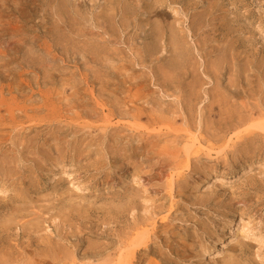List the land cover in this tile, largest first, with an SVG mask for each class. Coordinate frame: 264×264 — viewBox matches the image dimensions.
I'll use <instances>...</instances> for the list:
<instances>
[{
  "label": "rangeland",
  "instance_id": "obj_1",
  "mask_svg": "<svg viewBox=\"0 0 264 264\" xmlns=\"http://www.w3.org/2000/svg\"><path fill=\"white\" fill-rule=\"evenodd\" d=\"M175 37L183 40L178 52L168 43ZM170 48L186 50L190 62ZM116 54L134 66L121 67ZM161 71L171 72L164 88ZM212 71L229 108L221 109L264 112V0H0V264L96 263L140 226L149 240L131 264H206L201 245L231 214L218 264H264V145L244 138L219 161L200 152L185 167L183 145L201 131ZM137 73L142 85L124 93ZM191 91L195 125L180 108ZM155 101L174 109L153 111L159 125L119 116L113 105L151 113ZM199 161L216 174L196 187Z\"/></svg>",
  "mask_w": 264,
  "mask_h": 264
},
{
  "label": "bare ground",
  "instance_id": "obj_2",
  "mask_svg": "<svg viewBox=\"0 0 264 264\" xmlns=\"http://www.w3.org/2000/svg\"><path fill=\"white\" fill-rule=\"evenodd\" d=\"M148 4V3H147ZM142 5V4H141ZM146 5V4H145ZM148 5H150V4H148ZM148 7V6H147ZM142 8V7H141ZM143 11V10H142ZM123 12V11H122ZM124 13V12H123ZM122 13V15L124 16V14ZM126 16V15H125ZM128 17V16H127ZM123 18V17H122ZM122 18H121V20H122ZM120 20V21H121ZM123 20H124V18H123ZM124 23V22H123ZM123 23H121V25L119 24V26H121V27H123L124 28V24ZM159 24H163V22L162 23H158V26H159ZM165 25V24H164ZM157 25H156V28L158 27ZM161 27V26H160ZM122 29V28H121ZM160 29V28H159ZM181 29V28H180ZM179 29V30H180ZM84 30V29H83ZM153 30H156L155 28L153 29ZM158 30V29H157ZM161 30H162V27H161V29L158 31L159 33H157V31H156V34H160V32H161ZM178 30V29H177ZM177 30H175V32L173 31V30H171V32H170V34L172 35V33L174 32L175 34L179 31H177ZM151 31V30H150ZM163 31V30H162ZM173 31V32H172ZM183 31V30H182ZM181 31V32H182ZM153 32V31H152ZM105 33H108V30L106 29V31H105ZM111 33L112 32H110V35H111ZM173 33V34H174ZM180 32H178L177 34H179ZM203 33V32H202ZM138 34V33H137ZM169 34V38H167V39H171L170 38V35ZM153 34H151V36H152ZM162 35V34H161ZM180 35H181V33H180ZM157 36H160V35H157ZM176 36V35H175ZM153 37V39H154V35L152 36ZM151 37V38H152ZM176 37H178V36H176ZM175 37V39H172V40H170V41H168V43L170 44V42H171V47H173V48H175V50H177L176 52H178V49L177 48H181V46H180V42H182V41H180V39H178V38H176ZM179 37H181V36H179ZM184 37V36H183ZM182 37V38H183ZM108 38V37H107ZM159 38H161V36L159 37ZM172 38H173V36H172ZM155 39H156V37H155ZM158 39V38H157ZM104 40V39H103ZM159 41L161 40H164V38L162 39H158ZM110 40L109 39H105L104 41H102V43H108ZM185 41V40H184ZM113 42V41H112ZM133 42V41H132ZM154 41H152L151 43H153ZM167 43V44H168ZM185 43V42H184ZM99 44V41H97L96 42V44L95 45H98ZM155 44V43H154ZM153 44V45H154ZM161 44V43H160ZM166 44V45H167ZM92 45H94L93 43H92ZM151 45V44H150ZM155 45H157V43L155 44ZM162 45H165V44H162ZM182 46H183V44H182ZM184 46H185V44H184ZM96 47V46H95ZM157 47V46H156ZM187 46H185V49H187L186 48ZM194 47V46H193ZM236 47V46H235ZM148 49V48H147ZM181 49H183V48H181ZM184 49V50H185ZM116 50V49H115ZM155 50L157 51V48L155 49V46H151V48L149 47V49H148V52L147 53H149V55H150V52H154L155 53ZM175 50H174V52L172 51V48H170V51H172L174 54L176 53L175 52ZM180 50V49H179ZM150 51V52H149ZM162 51V50H161ZM169 51V50H168ZM116 52V51H115ZM188 52V51H187ZM134 53V52H133ZM136 53V52H135ZM134 53V54H135ZM137 53H142L141 51L140 52H137ZM170 53V52H169ZM173 53L172 54H170V55H173ZM182 53V55L183 56H185L184 54L186 53V50L185 51H181L180 52V54ZM189 53V52H188ZM143 54V53H142ZM179 54V53H178ZM178 54L176 53L174 56H175V58L178 56ZM179 54V55H180ZM187 54V53H186ZM190 54V53H189ZM137 55V54H136ZM145 55V54H144ZM181 55V56H182ZM115 56H118V54H116ZM143 56V55H142ZM146 56V55H145ZM144 56V57H145ZM148 56V55H147ZM189 56H191V55H189ZM90 57V56H89ZM103 57V56H102ZM134 57V56H133ZM138 56H136V58H134V60L136 59L138 62L136 63L135 62V64H138V65H141L142 66V62H143V59H141L142 57L140 56V58L138 57ZM150 57V56H149ZM148 57V58H149ZM179 57V59L181 60V57L180 56H178ZM186 57V56H185ZM184 57V60L185 59H187V57H188V55H187V57L185 58ZM91 58V57H90ZM111 58V57H110ZM191 58V57H190ZM199 58V57H198ZM106 59V58H105ZM151 59V58H150ZM153 59V58H152ZM173 59V58H172ZM171 59V60H172ZM178 59V58H177ZM116 60L117 61H119V62H121L120 64L122 65L121 67H123V66H125V63H126V65H128V63H130V64H133V63H131V60L133 61V59H132V57H131V59H129L128 57L127 58H125L123 55H121V56H118V57H116ZM188 60H189V58H188ZM112 61V60H111ZM179 61V60H178ZM177 61V63L179 64V62ZM185 61H187V60H185ZM188 62V61H187ZM190 62V61H189ZM188 62V63H189ZM145 63V62H144ZM174 63V62H173ZM182 63V62H181ZM119 64V65H120ZM185 64H187V63H185ZM170 65V64H169ZM171 65H172V63H171ZM175 65V64H174ZM189 65V64H188ZM191 65H192V63H191ZM231 65V64H230ZM115 66V65H114ZM113 66V67H114ZM132 66V65H131ZM133 66H134V64H133ZM143 66H145V65H143ZM173 66V65H172ZM116 67V66H115ZM138 67V66H137ZM173 67H175V66H173ZM177 67V66H176ZM187 67H190V65L189 66H187ZM186 67V68H187ZM192 67H193V65H192ZM117 68H118V66H117ZM117 68H115V69H117ZM119 68H120V66H119ZM124 68V67H123ZM126 68V67H125ZM184 68H185V66H184ZM186 68L184 69V70H186ZM121 69V68H120ZM188 69V68H187ZM200 69V68H199ZM198 69V70H199ZM207 69V68H206ZM212 69V68H211ZM118 70V69H117ZM113 71V70H112ZM184 72V71H183ZM201 72V71H200ZM207 72H211V71H209V69L207 70ZM98 73V72H97ZM110 73V72H109ZM116 73V72H115ZM169 73H171V72H159L158 73V75L157 76H159V78L157 79V81L159 80V84L161 85V86H163V88L164 87H167V84H170L169 83V78H170V74ZM184 73H186V72H184ZM193 73V72H192ZM214 73V74H213ZM222 73V72H221ZM110 74H112V73H110ZM135 74V73H134ZM143 74V73H142ZM141 74V75H142ZM229 74V73H228ZM113 75H114V73H113ZM130 75V74H129ZM128 75V76H129ZM127 76V80H124V82H125V84L127 83V86L126 87H124L123 89H122V91L124 92V93H126V92H129L130 90L132 91V88L133 87H137V86H139L140 87V85H142V83H143V80L141 79H137L138 77H140V76H138V73H137V77H136V79H134V78H132L131 76H129L128 77ZM133 76V75H132ZM205 76V75H204ZM210 76V75H209ZM211 76H213L212 78H215V81H214V79H213V83H215V86L213 85V87H211V88H208V89H206V91H205V93L207 94L206 96H207V101L205 102V103H203L202 105H201V107H200V112H201V114H200V116H199V120H198V122L196 121V119L198 118L197 117V113H198V110H197V112H196V110H195V113L194 114H196V116L195 115H193V109H192V104H191V102L193 101H196L197 100V98H198V93H195L194 91H191V92H189V94L186 96V98L185 99H188L187 100V102L185 103V101L183 102H181L180 101V103H181V109H183V111L185 112V114H186V116H185V122H187V123H189V124H193V125H195V121L197 122V124H198V126H200V128H201V131L199 132V134H198V132H197V134H195V133H190V136L191 137H189L190 138V144H189V142H188V144L186 143V144H184L183 146V149H184V151H185V153L184 154H186V165H185V167L186 166H190L191 165V156H193V155H196L197 153H200V152H202L207 158H208V160H216V161H219L220 159H221V157H225L224 155L227 153V151H229V150H227L228 148H231L232 146H234L236 143H240L241 142V140L242 139H244V138H246V143H251V142H255V140H257L256 142L258 143V141H259V145H261V146H263L264 145V118H262L263 116H264V112H262L260 109V111L257 113V111H256V113H257V115H255L256 113L255 112H252V111H248V113L249 114H247V115H240V114H232V113H230L229 111H226L227 109H229V108H227V107H225L226 105V101H225V96H223V93L220 91V89L218 88V84H217V79L219 78V76H218V74L217 73H215V71L213 72L212 71V75ZM228 76V75H227ZM231 76V75H230ZM125 77V76H124ZM145 77V76H144ZM97 78V77H96ZM119 78V77H118ZM126 78V77H125ZM145 79V78H144ZM196 79V78H195ZM257 79V78H256ZM192 80V79H191ZM156 81V80H155ZM228 81V80H227ZM191 82V81H190ZM111 83V82H110ZM232 83V82H231ZM186 84H187V82H186ZM189 84V83H188ZM151 86V85H150ZM154 86H156V85H154ZM170 86V85H169ZM158 87V86H157ZM191 87V86H190ZM239 87H240V85H239ZM244 88V87H243ZM203 89V88H202ZM89 90V89H88ZM139 90V89H138ZM190 90H191V88H190ZM260 90V89H259ZM114 91V90H113ZM232 91V90H231ZM136 92V91H135ZM134 92V93H135ZM133 93V92H132ZM203 94V93H202ZM250 94V93H249ZM172 95V94H171ZM251 95V94H250ZM132 96V98H134L133 97V95H131ZM174 96V95H173ZM188 97V98H187ZM168 98V97H167ZM135 100V99H134ZM137 100V99H136ZM139 100V99H138ZM153 101H154V98L152 99ZM161 100V99H160ZM131 101V100H130ZM147 101V100H146ZM149 101V100H148ZM151 101V100H150ZM157 101V100H156ZM154 102V103H156L157 104V102H159V101H157V102ZM97 102V101H96ZM135 102V101H134ZM190 102V103H189ZM201 102V101H200ZM224 102V105L222 104ZM226 102V103H225ZM136 103V102H135ZM147 103V102H146ZM149 103H151V102H149ZM153 103V102H152ZM239 103H240V101H239ZM101 104V103H100ZM99 104V105H100ZM148 104V103H147ZM200 104V103H199ZM220 104H222L223 106H224V108H226V110L224 109L223 110V107H222V109L220 108ZM114 105V110H115V112H117V115H121V116H123V117H126V116H128V117H130L131 119H133V120H139V119H141V118H144V119H146V120H148V122H150V124L149 125H152V124H156V125H159L160 123H159V120H160V118L153 112V111H158V112H160V113H162V112H165L166 113V111L167 112H169V114L171 113V111H173V110H171V111H169V110H167L166 108V110L162 107V104L161 103H159V104H157L160 108L159 109H157L156 108V110H155V107H153V110H152V112L151 113H146V108H144L143 106H141V107H138V106H134V103L133 102H131V106H129L127 109H125L126 107H124L123 108V106H121V104H119V103H116V104H113ZM137 105V104H136ZM154 106H157V105H155V104H153ZM97 106V105H96ZM102 106H104L103 105V103L100 105V107H102ZM166 106H168V105H166ZM165 106V107H166ZM177 106V105H176ZM152 107H150V109H152ZM195 107H197V106H195ZM257 108H259L258 106H256ZM122 108V109H121ZM256 108V109H257ZM264 108V107H263ZM169 109H170V107H169ZM178 109V108H177ZM113 110V109H112ZM176 110V109H175ZM179 110V109H178ZM253 110V109H252ZM108 112V111H107ZM111 112H113V111H111V110H109V112H108V114L105 116V115H103V118H105L104 120H105V122H110L111 120H108V118H109V116H111ZM111 113V114H110ZM225 113H227V114H225ZM263 114V116L261 117L260 115H262ZM104 114V113H103ZM164 114V113H163ZM173 114V113H172ZM174 114H175V112H174ZM225 114V115H224ZM229 114V115H228ZM97 115V114H96ZM181 115H182V113H181ZM192 115V116H191ZM202 115V116H201ZM219 116V118H217L218 120H216V119H214V116ZM226 115H228V116H226ZM105 116V117H104ZM217 116V117H218ZM197 117V118H196ZM118 119V118H117ZM216 120V121H215ZM103 121V120H102ZM103 123V122H102ZM101 123V124H102ZM117 123V122H116ZM133 121H132V126H134L135 127V125H133ZM137 125L136 126H138V123L137 122H135ZM107 124V123H106ZM121 124H122V121H121ZM128 124V123H127ZM77 125V124H76ZM105 125V124H104ZM103 125V126H104ZM110 125H112V124H110ZM109 124H107V125H105V127L104 128H108L109 126H110ZM119 125V124H118ZM130 125V124H129ZM128 125V126H129ZM242 125L244 126L243 127V129H239L240 127L242 128ZM245 125H248V126H245ZM124 126V125H123ZM164 127H165V124L163 125ZM162 126V127H163ZM190 126V125H189ZM197 126V125H196ZM117 127V126H116ZM126 127V126H125ZM129 127H131V125L129 126ZM142 127H144L143 125H142ZM141 126H140V124H139V128H142ZM167 127V126H166ZM252 127H254V129H256L257 131H255V130H253V129H251ZM123 128V127H122ZM138 128V127H137ZM153 129V131L154 132H156V130H155V128L154 127H152ZM199 128V127H198ZM130 129V128H129ZM133 129V128H132ZM149 129V128H148ZM159 128H157V131H161L160 129L158 130ZM186 129V128H185ZM151 130V129H150ZM135 131V130H134ZM137 131H138V129H137ZM202 131H205L207 134H208V136H207V138H202V135H201V132ZM174 132V131H173ZM175 132H177V131H175ZM180 132V131H179ZM204 132V133H205ZM130 133L131 134H133V136L134 137H138V138H140L141 140H143L142 138V136H143V133H140V132H137V133H134L133 131H131L130 130ZM188 133V132H187ZM150 138L149 139H151V140H149V139H145L146 141H145V143H143V147L144 148H146V146H144V145H146V142H147V140H149L150 141V144L153 146V145H155V142H157L156 141V137H158V133H152V131L151 132H147L146 133ZM203 134V133H202ZM131 136V135H130ZM249 137V138H248ZM175 140V139H174ZM149 141H148V143H149ZM174 142V141H173ZM202 142H207V143H209V144H207L206 146L204 145V147H203V145H202ZM126 144V143H125ZM167 145V144H166ZM148 146V145H147ZM156 147V146H155ZM157 147H158V145H157ZM156 147V148H157ZM153 148V147H152ZM204 148V149H203ZM262 148H264V147H262ZM147 149H148V147H147ZM147 149H146V151H147ZM150 149V148H149ZM148 149V151H151V150H149ZM182 149V148H181ZM262 151V150H261ZM156 152V151H155ZM150 153V152H149ZM165 153H167V152H165ZM157 154V153H156ZM159 154V153H158ZM183 154V155H184ZM136 158V157H135ZM138 158V157H137ZM226 160V159H225ZM244 163H246V162H244ZM255 164H256V162H249V163H247L246 165H244V164H242L241 163V165H239L237 168H236V172H235V176L236 175H238L239 174V172L241 171V170H243L244 168H246L248 165L250 166V167H253V166H255ZM259 164V163H258ZM206 168H208L209 169V167L207 166V165H205L202 161H199V170H198V175L196 176V177H193V179H192V183L193 184H195V186L196 187H198V185L199 184H201V183H203V182H206L207 180H210V178H213V176H215V174H216V172H215V169L214 168H210L209 170H208V172L207 173H202L203 172V170H205ZM178 169V168H177ZM179 170V169H178ZM181 170V169H180ZM175 171V170H174ZM174 173V172H173ZM172 173V174H173ZM171 174V175H172ZM136 175V174H135ZM52 177V176H51ZM170 183H171V181H170ZM172 186V185H171ZM200 186V185H199ZM172 188V187H171ZM170 188V189H171ZM171 195V194H170ZM171 205V204H170ZM170 210V209H169ZM132 211V210H131ZM133 212V211H132ZM128 214V213H127ZM233 224V215L231 214V215H229V217H227L221 224H219L218 225V227H217V229H216V233H215V236L208 242V243H206V244H202L200 247V249H201V252H200V255H199V259L200 260H203V261H205L206 262V264H218V262H217V258H219V257H222V255H223V253H224V243L227 241V239H228V234H229V230H230V227H231V225ZM136 227H138V226H136ZM147 227V226H146ZM145 226H144V228L143 229H140L141 228V226H140V230H138V228H137V230L132 234V237H131V235H130V239H129V241L127 242H124V241H121L120 242V244L115 248V252L113 253L114 255L113 256H111L110 254H106L105 256H103V258H102V261H101V258H100V261L99 262H96V263H92V262H90V263H88V264H131L130 263V259L132 258V257H136V255H135V253H137V251L139 252V250L140 249H136V248H138V246H140L141 244H143V243H146V241L147 240H149V231H148V228H146ZM134 229V228H133ZM153 229V228H152ZM243 229H245L244 227H243ZM241 231H242V229H241ZM234 235V234H233ZM51 239V238H50ZM126 240V239H125ZM91 243V242H90ZM96 243V242H95ZM94 243V244H95ZM70 244V243H69ZM93 243H92V245H94ZM87 245H89V244H87ZM90 246H91V244H90ZM89 247V246H88ZM93 247V246H92ZM141 247V246H140ZM108 248V247H107ZM44 249V248H43ZM157 251V250H156ZM37 252V251H36ZM56 254V253H55ZM199 254V253H198ZM197 254V255H198ZM60 256V255H59ZM99 256V255H98ZM67 257H69V256H67ZM60 258V257H59ZM58 258V259H59ZM65 258V257H64ZM54 259V258H53ZM67 258H65V260H66ZM68 259H72V258H68ZM67 259V260H68ZM84 259V258H83ZM140 260V259H139ZM91 261V260H90ZM72 262V261H71ZM88 262V261H87ZM87 262H85V264H87ZM2 263H4V262H2ZM1 263V264H2ZM84 263V262H83ZM83 263H81V264H83ZM135 263V262H134ZM5 264V263H4ZM54 264H67L65 261H63V260H57L56 262L54 261ZM68 264H69V262H68ZM70 264H74V262L73 263H70ZM80 264V263H79Z\"/></svg>",
  "mask_w": 264,
  "mask_h": 264
}]
</instances>
